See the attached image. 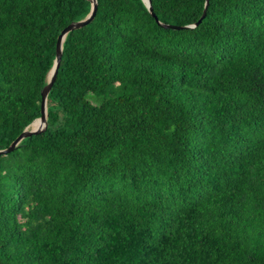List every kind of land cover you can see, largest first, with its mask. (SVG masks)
<instances>
[{"label": "trees", "instance_id": "1", "mask_svg": "<svg viewBox=\"0 0 264 264\" xmlns=\"http://www.w3.org/2000/svg\"><path fill=\"white\" fill-rule=\"evenodd\" d=\"M96 0L47 125L0 155V264H264V0ZM90 0H0V149L40 116Z\"/></svg>", "mask_w": 264, "mask_h": 264}, {"label": "water", "instance_id": "2", "mask_svg": "<svg viewBox=\"0 0 264 264\" xmlns=\"http://www.w3.org/2000/svg\"><path fill=\"white\" fill-rule=\"evenodd\" d=\"M142 1L145 3L148 11L154 17L156 22L158 24H160L161 26H163L165 28H170V29H180V28H186L187 27V26H177V25L159 22L157 16L155 15V13L152 10L151 0H142ZM90 2H91V7H90V10L87 13V15L83 19L73 21L70 24H68L65 28H63L61 30V32L59 33V35L57 37V41H56V45H55L56 46L55 47V57H54L53 65L47 74V83L44 85V87L41 90V101H40V112L41 113H40V116L38 118L34 119L29 125H27L25 127V129L19 134V136L7 148L0 149V155L6 154V153L14 150L23 138L30 136L32 134H37V133H39L45 129V127L47 125V109H46L47 98L46 97L48 96V93L52 87L54 80H55L57 69H58L60 61H61V56H62V46L61 45H62V42H63L65 36L67 35V33L69 31L81 28L93 19L95 12H96V0H90ZM207 3H208V0H205V6H204L203 13L194 25H197L205 17V9H206ZM36 120L40 121V123H41L40 126H38L36 128L31 127L32 124L34 123V121H36Z\"/></svg>", "mask_w": 264, "mask_h": 264}, {"label": "bare ground", "instance_id": "3", "mask_svg": "<svg viewBox=\"0 0 264 264\" xmlns=\"http://www.w3.org/2000/svg\"><path fill=\"white\" fill-rule=\"evenodd\" d=\"M40 124H41L40 121L39 120H36V121H34V123L32 124L31 127L36 128V127L40 126Z\"/></svg>", "mask_w": 264, "mask_h": 264}]
</instances>
